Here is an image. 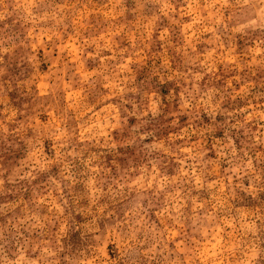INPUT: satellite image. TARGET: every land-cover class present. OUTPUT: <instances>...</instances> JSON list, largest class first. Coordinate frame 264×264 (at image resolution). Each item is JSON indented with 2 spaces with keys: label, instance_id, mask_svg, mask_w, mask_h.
<instances>
[{
  "label": "rangeland",
  "instance_id": "1",
  "mask_svg": "<svg viewBox=\"0 0 264 264\" xmlns=\"http://www.w3.org/2000/svg\"><path fill=\"white\" fill-rule=\"evenodd\" d=\"M0 264H264V0H0Z\"/></svg>",
  "mask_w": 264,
  "mask_h": 264
}]
</instances>
